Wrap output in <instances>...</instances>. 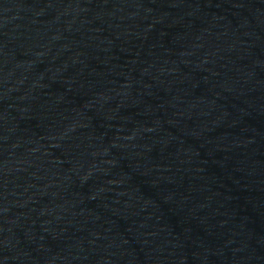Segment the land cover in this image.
Wrapping results in <instances>:
<instances>
[{"label":"water","instance_id":"water-1","mask_svg":"<svg viewBox=\"0 0 264 264\" xmlns=\"http://www.w3.org/2000/svg\"><path fill=\"white\" fill-rule=\"evenodd\" d=\"M0 264H264V0H0Z\"/></svg>","mask_w":264,"mask_h":264}]
</instances>
